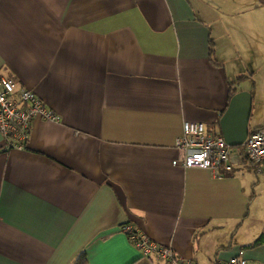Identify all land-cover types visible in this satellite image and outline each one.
I'll return each mask as SVG.
<instances>
[{"label": "crops", "instance_id": "1", "mask_svg": "<svg viewBox=\"0 0 264 264\" xmlns=\"http://www.w3.org/2000/svg\"><path fill=\"white\" fill-rule=\"evenodd\" d=\"M0 74L60 117L24 149L0 133V264H147L128 224L194 264H264V176L173 164L233 90L264 111V0H0Z\"/></svg>", "mask_w": 264, "mask_h": 264}, {"label": "built area", "instance_id": "2", "mask_svg": "<svg viewBox=\"0 0 264 264\" xmlns=\"http://www.w3.org/2000/svg\"><path fill=\"white\" fill-rule=\"evenodd\" d=\"M38 118L56 123L60 121V117L33 91L19 88L13 78L0 74V133L4 149H24L33 121ZM176 147L182 156L173 162L174 165L209 170L220 178L247 160L253 164L257 174L264 176V126L250 131L242 147L232 148L221 133L209 132L205 124L185 122ZM234 153L238 155L237 160L233 157ZM122 231L147 264H194L180 257L171 246L158 244L133 225L123 226ZM221 264L258 263L247 259L244 252H239Z\"/></svg>", "mask_w": 264, "mask_h": 264}, {"label": "water", "instance_id": "3", "mask_svg": "<svg viewBox=\"0 0 264 264\" xmlns=\"http://www.w3.org/2000/svg\"><path fill=\"white\" fill-rule=\"evenodd\" d=\"M253 97L247 91L236 93L220 120V132L232 148L242 147L250 134Z\"/></svg>", "mask_w": 264, "mask_h": 264}, {"label": "rangeland", "instance_id": "4", "mask_svg": "<svg viewBox=\"0 0 264 264\" xmlns=\"http://www.w3.org/2000/svg\"><path fill=\"white\" fill-rule=\"evenodd\" d=\"M253 115H254V117L251 119V123H250V126H251L252 130L264 118V111L263 110L262 111L258 110V105H256L255 106V110H253Z\"/></svg>", "mask_w": 264, "mask_h": 264}, {"label": "trees", "instance_id": "5", "mask_svg": "<svg viewBox=\"0 0 264 264\" xmlns=\"http://www.w3.org/2000/svg\"><path fill=\"white\" fill-rule=\"evenodd\" d=\"M212 52H213V49H212ZM239 81H240V80H239ZM239 81H237V82H239ZM236 93H238V92H237V89H235V90H233V91L231 92V95H230V101H231L232 97H233ZM229 103H230V102H229ZM250 131H251V130H250ZM252 131H253V130H252ZM252 131H251V132H252ZM263 242H264V235H262V236L256 241L255 245L261 244V243H263ZM76 264H86V260H85V256H84V254L81 255V257H79V258L77 259Z\"/></svg>", "mask_w": 264, "mask_h": 264}]
</instances>
